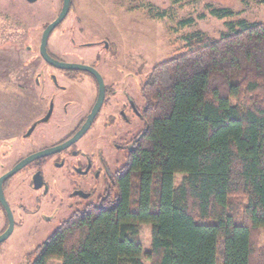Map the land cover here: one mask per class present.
<instances>
[{
    "label": "trees",
    "instance_id": "obj_1",
    "mask_svg": "<svg viewBox=\"0 0 264 264\" xmlns=\"http://www.w3.org/2000/svg\"><path fill=\"white\" fill-rule=\"evenodd\" d=\"M227 25L218 38L185 36L179 53L152 67L141 87L144 128L125 163L28 264H264V23Z\"/></svg>",
    "mask_w": 264,
    "mask_h": 264
},
{
    "label": "rangeland",
    "instance_id": "obj_2",
    "mask_svg": "<svg viewBox=\"0 0 264 264\" xmlns=\"http://www.w3.org/2000/svg\"><path fill=\"white\" fill-rule=\"evenodd\" d=\"M61 5L62 0H0V131L4 127L6 132L20 129L16 134L10 132L9 137L18 136L24 131L27 122L23 118L25 113L20 114L16 103L17 95L20 94L17 76L22 74L24 68L30 66V61L27 60L33 51L29 49L37 47L43 25L56 18ZM74 6L78 14L85 15L83 21L86 22L85 26H88L82 35L83 41L108 36L113 51L109 54L91 49L82 53L78 50L69 57L86 64L94 59L96 53L104 55L101 57L98 71L106 86L112 85L115 92L107 98L108 101L102 106L88 133L64 155L50 158L42 167V174L49 185V194L42 196L41 192L31 190L28 183L22 181H26L23 173L14 177L7 195L10 203L16 202L17 206L19 203L27 204L28 195L37 196L38 202L32 207L28 206L26 213L15 209L17 226L10 237L0 244V264H28V255L41 245L60 223L67 220L74 211L82 210L88 203L96 202L104 192L107 186L106 171L103 174V168L97 166L102 147L100 137L105 122L119 111L121 98L125 93L129 94L125 83H122L126 67L120 65L121 52L127 51L132 60V63H129L132 70H129L134 77L132 79L129 76L127 84H132L131 95L141 109L143 101L139 93L140 86L147 80L154 65L183 49L185 36L202 31L211 38H218L229 31V22L241 19L264 23V0H74ZM211 8H228L234 15L231 18L218 19L209 14ZM189 18L193 19V24L184 27L179 25V22ZM61 32L62 28L53 36ZM51 44L52 38L49 40V45ZM95 92V89L90 88L88 92L86 88L75 86L67 96L74 100L79 109H73L63 120V116L57 111L50 126L51 132L40 130L39 134L26 140L17 151L25 156L54 144L82 118L94 99ZM134 123L131 132L136 134L142 130L143 124L137 117ZM4 132H0L1 136L5 135ZM10 142L15 143L16 140ZM126 153L127 149L122 148L118 162L107 165L106 170L113 173L121 167L125 162ZM84 162L92 164V172L84 178L72 177V167ZM181 178V175H176L175 183L179 184ZM74 183L78 184L81 191L89 193V196L68 200ZM49 200L55 201L51 207L46 204ZM150 230L149 224L139 227L144 252L150 250ZM260 231V244L263 245L264 230ZM143 262L148 264L145 259ZM49 264L59 262L51 261Z\"/></svg>",
    "mask_w": 264,
    "mask_h": 264
},
{
    "label": "flooded vegetation",
    "instance_id": "obj_3",
    "mask_svg": "<svg viewBox=\"0 0 264 264\" xmlns=\"http://www.w3.org/2000/svg\"><path fill=\"white\" fill-rule=\"evenodd\" d=\"M28 2H34L36 0H26ZM63 0L61 8L59 9V13L56 18L60 15L62 11ZM56 18L51 19V21L46 22L41 30L39 35V41L37 47H32L29 49L33 51V54L28 58V62L30 61V66L24 68L22 74L18 75L17 78V87L20 92L17 98V105L18 111L22 115L23 112L25 116L23 117L27 122L25 123V130L20 132V134L13 135L11 137L8 136L10 132H6L5 127L1 131H5L3 136L0 133V179L11 172L22 160L28 158L29 156L44 151L49 148H54L59 145H62L69 140H71L86 124L88 117L90 116L94 106L97 103L98 96H99V83L96 77L85 70L79 69H63L58 68L56 66L51 65L48 63L45 58L40 53V45L42 42V36L46 27L53 22ZM85 15L78 14L76 12L74 6V0H71L70 8L62 21L50 31L47 37L46 43V52L48 56L63 64H79L85 65L87 67H91L96 70L98 73V66L101 62L100 52H109L112 53V48L110 47V37L102 36V38H94L88 41H83L82 35H84V31H86L85 21L83 19ZM65 23V24H64ZM82 23L84 25H82ZM64 24V25H63ZM62 28V32L60 34H56L54 37L53 34ZM52 38V44L49 45V40ZM31 42H33L30 39ZM59 43H62L61 46ZM84 48H86L84 50ZM98 50L99 53L94 55V59L89 63H80L74 61L69 57L70 54H75L78 50L79 52H86V50ZM25 50V49H24ZM28 51V50H25ZM75 51V52H74ZM35 52V53H34ZM122 58L119 59L120 65L125 66V77L122 79V83H125V87H127V91L129 90V94H124V97L121 98L118 106L119 111L109 118L103 126V132L100 137V144L102 145L101 150L98 155V164L97 166L102 169V173L107 175V186L104 192L109 188L112 178L114 174L117 172L115 170L113 173L107 171V165L117 163L120 150L123 148L127 149L126 156L128 152L133 149L134 141L137 137H139L143 131L144 124L141 120V110L137 105V102L132 97V84H127V78L131 76L133 79L134 74L130 71L132 70V60L129 57L128 52H121ZM131 68V70H129ZM45 74V75H44ZM100 74V73H99ZM101 76V74H100ZM104 86V98L102 104L92 119L89 127L87 130L78 138L76 139L71 145L66 147L65 149L46 155L44 157L35 159L22 168L17 170L15 173L10 175L9 177L5 178L1 184V190L3 193V198L7 204V208L2 204L0 201V235H2L7 228L9 227L10 218L12 220V232L17 226L15 220V209L16 211H21V213L27 212L28 206H33V204H37V196L28 195L26 199H28L27 204L19 203L18 206L16 202L13 204L10 203L8 199V192L11 190L12 187V180L14 177L19 174L23 173L26 176V181L22 180L23 182H27L30 189L36 192H41L42 196H46L49 194V185L47 184L43 174H42V167L49 161L50 158L56 157L59 155H64L69 149H71L75 144H77L92 128L94 125L96 118L102 109V106L108 101V97L114 94L115 89H113L112 85L106 86L103 77L101 76ZM144 84V83H143ZM142 84V85H143ZM139 88V93L141 96V87ZM83 87L86 88L89 92V89H95V97L92 100L91 104L87 107L84 112L82 118H80L76 123L75 126L65 135H63L59 140H57L54 144L43 147L42 149L35 151L33 153L27 154L25 156L21 155L18 148H21V145L28 139H30L33 135L39 134L40 130H46L51 132V123H53V119L55 118V113L58 111L61 113L60 116H63L62 120L71 113L73 109L78 110L79 107L76 106L74 100L69 98L67 94L70 90H73L74 87ZM69 95V94H68ZM142 99V96H141ZM143 101V99H142ZM20 116V115H19ZM138 118L140 122L143 124V128L138 133L134 134L131 132V128L134 126L135 118ZM19 118V117H18ZM19 127V125L17 126ZM20 128V127H19ZM0 131V132H1ZM18 129L15 132H19ZM11 140H16L15 143L10 142ZM124 141V143H122ZM125 156V160H126ZM3 159V162H1ZM125 163V162H124ZM64 164V163H63ZM59 166L62 164H58ZM60 166V167H61ZM92 172V164L87 162L84 163H77L72 167L70 175L74 178H84L88 174ZM99 175V173L97 174ZM103 192V193H104ZM102 193V194H103ZM101 194V195H102ZM100 195V196H101ZM89 193L83 192L79 189L78 184L74 183L72 187L71 193L68 195V200H72L73 198H87ZM30 198V199H29ZM21 202V201H19ZM48 207H51L55 204L54 200H49L47 203ZM78 204V203H77ZM89 204V203H88ZM37 206V205H36ZM64 207L65 206H60ZM23 208V209H22ZM67 209V208H66ZM75 212V211H74ZM21 216V215H20ZM46 218V217H45ZM12 234V233H11ZM10 234V235H11ZM8 236V238L10 237ZM7 238V239H8ZM6 239V240H7ZM2 244V243H1Z\"/></svg>",
    "mask_w": 264,
    "mask_h": 264
},
{
    "label": "water",
    "instance_id": "obj_4",
    "mask_svg": "<svg viewBox=\"0 0 264 264\" xmlns=\"http://www.w3.org/2000/svg\"><path fill=\"white\" fill-rule=\"evenodd\" d=\"M70 4H71V0H63V6H62V11L60 13V15L53 21L51 22L47 27L46 29L44 30V33H43V36H42V42H41V45H40V53L41 55L45 58V60L50 63L51 65L53 66H56L58 68H63V69H79V70H85V71H88L90 73H92L98 83H99V96H98V100H97V103L96 105L94 106L90 116L88 117L87 121H86V124L81 128V130L71 139L69 140L68 142L62 144V145H59L57 147H54V148H49V149H46L44 151H41V152H38V153H35L31 156H29L28 158L22 160L11 172H9L8 174H6L5 176H3L1 179H0V201L2 202V204L7 208V204L3 198V193H2V190H1V184H2V181L9 177L10 175H12L13 173H15L17 170H19L20 168H22L24 165H26L27 163L35 160V159H38V158H41V157H44L46 155H50V154H53V153H56V152H59L63 149H65L66 147H68L69 145H71L76 139H78L86 130L87 128L89 127L92 119L94 118V116L96 115V113L98 112L101 104H102V101H103V98H104V86H103V81H102V78L100 76V74L94 70L93 68L91 67H87L85 65H79V64H63V63H59L53 59H51L47 52H46V43H47V37L50 33L51 30H53L61 21L62 19L64 18V16L66 15V13L68 12L69 8H70ZM8 210V208H7ZM10 220V223H9V227L7 228V230L2 234L0 235V244L3 243L7 238L8 236L12 233V220L11 218L9 219Z\"/></svg>",
    "mask_w": 264,
    "mask_h": 264
}]
</instances>
